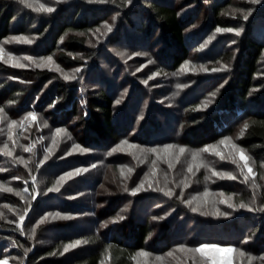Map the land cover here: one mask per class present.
Segmentation results:
<instances>
[{"label":"trees","instance_id":"16d2710c","mask_svg":"<svg viewBox=\"0 0 264 264\" xmlns=\"http://www.w3.org/2000/svg\"><path fill=\"white\" fill-rule=\"evenodd\" d=\"M57 7L53 13H37L17 0H0V41L33 36V49L55 55L67 68L80 69L76 79L69 81L56 70L19 69L0 61V106L13 117L35 111L49 122V129L64 128L70 135L58 154L39 166L40 177L53 183L63 172L89 169L70 178L60 192L41 196L34 203L36 209L66 213L71 219H61L46 229L52 230L55 239L37 247L27 263L102 264L108 259L109 264H136L140 249L165 255L178 244L192 245L205 239L230 243L256 256L264 253V212L241 209L227 218H207L196 215L175 196L153 189L136 196L124 191L125 186L131 189L149 173L153 160L155 167L159 164L161 155L147 150L166 143L199 149L229 136L259 162L264 161V3L136 0V4L120 7L118 0L116 4L65 0ZM248 7L254 8L253 14L243 21L237 10ZM116 12H120V22L117 20L115 33L90 43L89 34ZM135 15L141 19L139 25ZM241 24L245 31L236 37L237 51L227 47L224 43L228 38L219 34H215L211 48L200 50L216 26ZM123 35L128 49L148 54L152 62L145 71L160 73L153 78L155 83L145 84L144 72L133 71L124 57L111 59V47ZM185 60L217 68L227 63L229 69L173 75L179 73ZM178 83L189 86L177 89ZM175 92L179 95L174 96ZM245 122L249 126L240 136ZM38 138L30 140L37 142ZM122 139L136 147L126 144L107 155ZM75 143L90 151L62 155ZM37 145L42 155L46 141ZM92 164L96 167H89ZM17 165H7L0 178L28 172ZM129 168L134 173L126 185L120 175ZM33 171L38 173L35 168ZM22 177L28 179L27 174ZM28 186L34 188L31 183ZM221 188L230 192L233 186L222 184ZM245 193L251 197L250 191ZM4 197L10 203L16 199L13 193ZM260 201L264 204V191ZM117 216L125 218L113 221ZM101 222L107 226L101 227ZM0 226L10 232L0 234V239L14 237V245L22 248L24 241L15 234L16 226L5 221H0ZM246 237H251L247 243ZM76 240L86 243L63 252L66 244Z\"/></svg>","mask_w":264,"mask_h":264},{"label":"rangeland","instance_id":"374dc122","mask_svg":"<svg viewBox=\"0 0 264 264\" xmlns=\"http://www.w3.org/2000/svg\"><path fill=\"white\" fill-rule=\"evenodd\" d=\"M64 1L65 0H63V3H64ZM32 2L35 6H38L39 3H44V4H48L50 6H53L55 8V10H57L59 8V7L56 8V4H57L56 0H32ZM132 4H136V0H133ZM117 20H119V19L113 20L111 18L108 20V23L113 25V30L111 32L112 34H114L116 31ZM134 20H135V23L137 25L140 24L141 19L137 15L134 16ZM119 22H120V20H119ZM261 28H263V26ZM131 30H132V28L130 29V31ZM133 32L137 33L136 30H133ZM93 33H95V34H93ZM108 34L109 33L107 32V29L103 23V24H101L100 28L93 30L91 32V34H89L90 43L96 44L97 42H99V40L104 39ZM219 35L223 36L224 38H228V39H226V42L224 43L225 45L227 44V47H233L235 51L238 50L237 49L238 43H237V39H236L237 36L234 33H219ZM210 36H213V34H210L208 36L207 41H208ZM25 37H27L29 39H33V36L31 37L29 35H27ZM215 37L216 36H214V38ZM8 38H10V37H8ZM214 38L206 45L205 50L207 48L212 47V45H213L212 41L214 40ZM126 39L127 38L124 36L122 38V40H120V42H118V44L111 47V52H112L110 54L111 59H113L114 56L124 57V61L127 64H129V66L133 69V71L138 72V73L144 72L143 76H142L143 81L148 80L149 84L155 83V81H152L153 78L155 77L152 74L157 72V71H153V70L149 71V72L145 71L149 67V65L151 64L149 62L151 60L148 57V54L143 55V53H145V52L142 50L138 51V52H133L132 50L128 49V47L126 46V43H128V41H126ZM2 41H5L4 45H3L4 49H5V53H4L5 58H8V56H7L8 53H12L13 57L17 58V60L20 63L29 64L30 66L27 68L35 69L36 67L34 66V64L31 61H28L27 59H25V57L32 56V57L36 58V62H40V60H39L40 57H45V56L51 55L53 57V61L55 63L51 64L50 67H48V68H39V69L55 70L56 65H59V67L63 73H66L68 75H72L75 77L77 75V72L74 69L67 68V67L63 66L60 62H58L56 60L55 55L47 54L41 49H37V50L33 49L32 48L33 43L28 44L24 41H12L11 43H8V42H6L5 39ZM232 41H235V43L233 44ZM121 42H122V45L120 44ZM119 52H124L125 54L123 56H120L117 54ZM132 53H140V55H132ZM194 59L195 58H193V61H194ZM193 61L188 67L195 68V69H197V71H199L200 65H204L201 63H197V62L193 63ZM8 65L12 66L13 68H19V67L13 66L12 64H8ZM205 66H207V64H205ZM19 69H22V68H19ZM61 71H59V72L61 73ZM197 71H194V72H197ZM145 72H147V73H145ZM179 73H180L179 75H188L189 73H193V72L182 71L180 68ZM156 76H158V75H156ZM149 77H152V78L149 79ZM24 116H25V114L20 116V117H13L5 110V117L6 118L2 123H0V130H2V131H0V147H2L5 142H8L10 148L14 147V152H15L16 156H22L25 159H28L30 156L32 158L31 162L29 163V167L26 168L28 171L25 173V174H27V178H28L27 180H25L24 177H22L23 175H25L23 172H22L23 173L22 176H20L19 174H14L15 176L21 177L20 180H13L12 179L13 175L12 176L7 175V176H5L4 179L0 178V181H4L6 186H10L13 189H24V188L28 189V191L26 193H23V195L25 197L24 199H21L20 196H17L15 194V192H0V212H3V214H4L3 217L0 218V221H5L8 223L14 224L16 226V228L18 229L19 217H18L17 213L18 212L22 213L23 208L25 207L26 203L31 204L28 215L25 217V220L23 222L24 231L21 232V231L16 229L17 233H15L16 235L20 236V238H22L24 241L22 243V245H23L22 248H21V246L17 248V246L14 245V243H15L13 241L14 237L8 236V239L4 240V241L2 239H0V259H3L4 256L7 255L9 257L8 264H28L27 263L28 256L32 252H34V250L37 247H39L40 245H43V244L51 243L53 241V239H55V234L52 233V230L50 231V230H46V229H48V228L50 229V226H54V225H56V223H60V220H61L60 219V220L53 221L51 219V214L58 213L57 211L49 212V211H45V210L36 209L34 207V203L37 200H39L41 196L44 197V196H46V194L51 193V192L47 191V188L52 187L53 183L55 182L54 181L53 183H46V181L48 179L46 177H43V176L40 177L41 176V173H39L40 172L39 171L40 165H38L36 163V161L38 159L42 158L43 154L41 155V153L39 151L40 150L39 148L41 146L40 145L38 146L37 144H39L40 142L43 143L45 140L46 146L51 145L52 135L55 131L51 130V128L49 129V126H48L49 122L44 121L45 118L42 115H39L37 113V119L35 122L23 121V127L17 126L13 129L14 139L17 141L16 146H13L11 144V142L8 141L7 123L9 120H13V119L17 120V121H21ZM41 118L43 120H41ZM41 136L44 138L43 140L40 139ZM31 138L32 139L38 138L40 140V141L36 142L34 154L33 153H26L22 149L23 145L31 144L34 142V140H32V141L30 140ZM69 138H70V135L67 131L62 132L61 134H59L56 137L57 144L54 148V155L58 154V152L60 151L61 144H63L64 141H67ZM220 140H218V141H220ZM218 141L209 143L208 145H215L220 151L227 153L228 149L225 148L224 145L219 144ZM232 141L234 143H236L234 138H232ZM203 149H204V147L199 148V149H188V150L186 148L185 153L183 155H180L178 148L174 147L171 150L173 155L168 156L164 153L163 148H161L162 154H161V158L159 159L160 162L156 167L157 171L154 174L152 173L151 169L148 171L149 174L155 175L157 180H159L158 183L154 182L153 189H155L157 187H161V188H165V189H167V188L173 189V191H174L173 196L180 198L182 201L183 200H191L192 201L191 206L186 204V205L190 206L189 207L190 209L192 206L196 205L197 200L203 201L205 199V197H204L205 188H207L209 191V195L207 197V199L209 201H211L213 199H216V200L221 199L220 193H223L225 198L230 197L231 201L234 203L238 204L241 201H244L245 203H250L251 197H247L245 195L246 194L245 192L250 191L251 195H252L251 180L248 183H245L243 181V177L240 175L236 165L231 164L229 161H221L220 158L218 156H216L214 152H204ZM68 151H71V154H74V153L80 152L81 150L73 149L72 145H71L66 150H63L64 153L68 152ZM194 151L197 152V159L195 161L192 160V155H191L192 152H194ZM245 152L249 156L252 167L257 174L255 177V181H256V184L259 185V187L256 188V198H257V203L261 204L260 196L262 195V192L264 191V161L259 162L249 152H247L246 150H245ZM64 153H62V155H64ZM54 155H52L50 157V159H52L54 157ZM169 161L171 162V165H172L171 167H169ZM202 161H203V163H206L209 167L205 168L203 166H200L197 168L196 165H200ZM11 164L13 166H16L18 163L17 164L13 163L9 157H6L3 154H0V168H4L7 170L8 166ZM189 164L194 165V167H193V172L195 173L194 175L187 171ZM18 165L22 169L25 168L23 164H18ZM29 168L32 169L31 172H29ZM34 168L38 171V173H35L33 171ZM211 168H216L218 171L232 172L234 175H236L238 177V179H236V180H231V179H227V178L220 179L216 176L211 175V171H210ZM123 172L127 173V174H124L123 176L120 175V177L122 178L121 180H125V181H122L121 183L125 182V184L128 185V184H130L129 180L132 178V176H133L132 174L134 172H129L128 169L124 170ZM0 174H4V172H0ZM206 175L210 176V179L205 180ZM32 176L36 177V184L35 185H33V182L31 179ZM158 177H160V179H163L162 180L163 182ZM143 178H144V176L142 177V179ZM21 180H23V181H21ZM51 180H54V179H51ZM68 180L69 179H67V181ZM25 181H27L26 184H25ZM21 182H24V184L22 185ZM66 182L63 184V186L66 184ZM28 183H31L34 186V188H36L40 193L39 195L36 196L35 200H32V198H31V196L34 193H33V189L29 188ZM185 183H187V185H188L187 187H184ZM222 184H225L226 186H228V185L233 186V188L231 190H229L230 192H226L225 190H223L221 188ZM63 186L61 187V189L63 188ZM146 186H147V184L144 185L145 189H147ZM149 190H152V189H149ZM149 190H147V191H149ZM181 192H183L182 196H181ZM6 193L15 194L16 199H14V201L12 203H10L8 200L4 199L5 198L4 196L6 195ZM193 198H196V199H193ZM20 202H21L22 206H20ZM8 206H11V208H9ZM217 207H219L221 211H230L232 213L231 215H233L236 211L241 210V209H236V210L229 209L228 206L225 204H218ZM204 210H207V209L202 205L201 211H204ZM45 213H49L50 215L46 219H44L43 221H40V217L44 216ZM194 213L196 215L205 216V215H202L201 212H194ZM230 216H228V217H230ZM206 217L207 218L208 217L227 218V217L215 216V215H208ZM37 221H40V223H37ZM41 225L44 226V228H42L40 230L39 226H41ZM33 229H35V235L34 236L32 235ZM192 233H194V232H192ZM0 234H1V236H3V235L6 236L5 234H10V232H8L7 230H4V228H2L0 226ZM30 236L32 238H30ZM200 243L222 244V245L225 244V243H220L218 241H212V240H206L205 239V240H203L197 244H192V245L188 244L187 246L188 247H195L196 245H198ZM226 244H228V243H226ZM235 247L237 249H240V247H238V246H235ZM25 249H31V251H29L26 256L24 255ZM73 249H75V248H70L69 250H73ZM243 250L245 253L254 257V259H252V261H251V264H262L261 260L259 259L260 255H257V256L253 255L250 252L246 251L244 248H243ZM220 255L221 256L232 255L233 256V264H241L242 258L237 253L228 254V253L222 252V253H220ZM16 257H21L22 259L18 260V259H16ZM143 259H144L143 257H140V256L137 257L136 264H137V261H140L141 264H143ZM148 261H149V264H203V258L200 257L199 253H191V252H188L187 250L182 251L179 248H175L165 255L151 254L148 257ZM102 264H109V260L105 259V261ZM243 264H249L247 257L243 258Z\"/></svg>","mask_w":264,"mask_h":264},{"label":"snow or ice","instance_id":"6c2138e0","mask_svg":"<svg viewBox=\"0 0 264 264\" xmlns=\"http://www.w3.org/2000/svg\"><path fill=\"white\" fill-rule=\"evenodd\" d=\"M18 4L24 6L27 9H31L34 12L37 13H53L55 11V8L53 6H50L48 4H44V3H39L38 6H35L32 2V0H17ZM63 0H56V3H62ZM89 3L92 2H99V3H113L116 4L117 0H88ZM120 7H127L128 5H131L133 3V0H118ZM249 4L251 5H260L262 3H264V0H248ZM254 11V8L252 7H248V8H240L237 10L238 14L240 15V17L242 18L243 21H248L249 18L252 16ZM120 16V12H116L112 19L116 20L118 17ZM15 19V17H14ZM107 32L111 33L113 30V25L109 24L108 21H104L103 22ZM88 31H92L91 29H89ZM245 31V27L243 26V24H241L240 26L237 27H221V26H216L215 30H214V34L213 36H210L208 41H205L203 44L200 45V50L205 49L206 45L214 38L215 34H219V33H234L236 36H240L241 34H243ZM95 34V33H93ZM83 35V34H82ZM64 37H61V40H63ZM6 42L11 43L12 41H24L28 44L32 43V40L25 37V36H13L10 38H5ZM4 42L5 41H0V61H3L5 64H12L15 67H19V68H27L30 65L29 64H25V63H20L17 58L13 57L12 53H8L7 56L8 58H5V49H4ZM232 43L234 44L235 41H232ZM120 56H123L125 53L124 52H119L117 53ZM132 55H140V53H132ZM143 55H147V53H143ZM25 59H27L28 61H31L34 66L36 68H48L50 67L51 64H54L55 62L53 61V57L51 55L49 56H45V57H40L39 60L40 62H36V58L32 57V56H27L25 57ZM150 63L152 61H149ZM192 62L190 60H185L183 62V64L181 65V70L182 71H188V72H194L197 71V69L195 68H190L188 67ZM229 69V65L227 63H223L221 65V67L217 68V67H207L205 65H200L199 71L202 72H212V73H216V72H221V71H227ZM56 71H61L59 65H56L55 68ZM76 72H79L80 69H75ZM61 74L63 75V78L65 80H74L76 79L75 76L72 75H68L66 73H63L61 71ZM159 72H155L152 75L156 76L159 75ZM180 73H173V75H179ZM152 77H149V79H151ZM12 79H16L15 77H13ZM226 82V81H225ZM145 84L148 83V80L144 81ZM189 85L185 84V83H178L176 85L177 89H185L187 88ZM221 87H223V85H221ZM173 95H179V92H175L173 93ZM9 104H13L15 103L14 101H8ZM82 103H84L82 101ZM116 103H120L119 100L116 101ZM201 107V106H198ZM202 107L206 108L207 105H203ZM85 115H87V113H85ZM5 109L3 106H0V123H2L5 120ZM37 119V113L35 111H28L25 116L22 118L21 121H17V120H9L7 123V128H8V141L11 142V144L13 146H16L17 141L14 139V132L13 129L17 126L23 127V121H30V122H35ZM248 123L245 122L243 125V128L241 129L239 135L243 136L244 135V129L248 128ZM2 131V130H0ZM67 130L64 128H56L55 132L52 135V143L51 145H48L47 147H43V157L38 159L36 161V163L38 165H44L46 161H48L50 159V157L52 155H54V148L57 144L56 141V137L61 134L62 132H66ZM41 140H43L44 138L41 136L40 137ZM219 144L224 145L225 148L228 149L227 153L220 151L215 145H205L203 151L204 152H214L216 156H218L220 158L221 161H229L231 164L236 165L238 168V171L240 173V175L243 177V181L245 183H248L251 180V189H252V195L250 198V203H245L244 201H241L240 203H234L231 201L230 197L229 198H225L223 193H220V197L221 199L216 200L213 199L211 201H209L207 199L208 195H209V191L207 188H205L204 190V197L205 199L203 201L197 200L196 205L191 207V211L192 212H201L202 215L208 216V215H215V216H222V217H228L230 216L232 213L230 211H221L219 207H217L218 204H225L228 206L229 209L232 210H236V209H246L249 211H259V212H264V204H258L257 203V198H256V188L259 187V185L256 184L255 181V177H256V172L254 171L252 164L250 162V158L249 156L246 154L245 150L243 148L240 147V145L234 143L232 141V138L229 136H223L222 139L220 141H218ZM128 145L129 147H136V145H132L129 144V141L127 139H122L119 141L118 144L115 145V147H113L111 149L110 152L107 153V155H112V153L116 152L118 149H121L123 145ZM35 146H36V142L34 141L31 144H25L22 146V149L24 152L26 153H33L34 154V150H35ZM163 148L164 153L168 156H172V149L174 147H177L171 143H166L163 145H158L157 147H153L148 149L147 151L150 153H154L157 157H160L161 152L158 150L159 148ZM73 149H77V150H81L84 152H88L90 151L89 149H83L81 147V145L79 144H73L72 145ZM178 150H179V154L183 155L186 151V146H178ZM143 151V150H142ZM0 154H3L6 157H9L11 159V161L13 163H19V164H23L25 168L29 167V163L31 162V156L28 159H25L22 156H16L15 152H14V147L10 148L8 142H5L3 144L2 147H0ZM71 154V151L65 152L64 156H68ZM192 160L195 161L197 159V152H192ZM178 158V157H177ZM152 173L154 174L157 169L155 167L156 165V161L153 160L152 161ZM171 162L169 161V167H171ZM203 166L205 168H208L209 166L206 163H203V161L201 162L200 165H196V167H200ZM89 167L91 168H95L96 165L92 164ZM193 164H189L188 165V169L187 171L189 173H192L193 175L195 174L193 172ZM88 168H81V167H77L72 169L71 171H66L63 172L60 176H58L55 180V182L53 183L52 187L47 188L48 192H60L61 187L63 186V184L67 181V179L72 178L73 175H81V173H86L88 172ZM6 169L4 168H0V172H5ZM32 169L29 168V172H31ZM129 172L134 171V169L129 168L128 169ZM211 175L216 176L220 179H231V180H236L238 179V177L236 175H234L232 172H225V171H218L216 168H211ZM121 175L123 176L124 173L123 171H121ZM13 180H20L21 177L19 176H12ZM33 185L36 184V177L32 176L31 177ZM210 179V176L206 175L205 176V180ZM147 181V189L144 188L145 182ZM155 183H158V180L156 178L155 175L149 176V173H144V179H141L139 181V183L135 184L134 187H132L131 189H129L127 186H125L124 191L128 192L130 191L131 194L133 196H136L138 193H140L141 191H147L149 189H153V185ZM27 183V181H25V184ZM187 183L184 184V187H187ZM155 191L158 192H162L164 193V195L168 196V197H172L174 195V191L171 188H161V187H157L155 189H153ZM28 191L27 188L24 189H13L10 186H6L4 181H0V192H15V194L17 196H20L21 199H24V195L23 193H26ZM33 195L31 196L32 200L36 199V196L39 195V191L36 188H33ZM183 195V192H181V196ZM196 199V198H193ZM185 204L188 205H192V201L191 200H183L182 201ZM202 205L207 209L204 211H201ZM9 208H11V206H8ZM31 207L30 203H26L25 207L23 208L22 213H17L18 217H19V227L17 230L23 232V222L25 220V217L28 215L29 209ZM3 212H0V218L3 217ZM50 214L49 213H45L44 216L40 217V221H43L44 219H46ZM125 217L124 216H117L115 218H112L113 221L116 220H123ZM51 219L53 221L55 220H60V219H71V216L66 214V213H55V214H51ZM153 219H163V217H154ZM40 221H37V223H40ZM107 223L106 222H101V227H106ZM32 235H35V229H33V233ZM30 238H32L30 236ZM251 237H246L245 238V243L248 242V240H250ZM82 242L86 241H81V240H76L73 243L70 244H66L63 248V252H68L70 248H76L78 245H80ZM19 246V245H18ZM177 248H179L180 250H187L188 252L191 253H199L200 257L203 258V264H233V256L232 255H224L221 256L220 253H237L241 258V264H243V258L247 257L249 264H251L252 259H254V257H252L251 255L247 254L244 252L243 248L237 249L233 244H207V243H200L198 245H196L195 247H188L185 244H178ZM31 251V249H25L24 250V255L26 256L27 253ZM54 254V253H53ZM151 254L146 251L145 249H140L137 253V256L143 257V264H149L148 261V257ZM16 259H22L21 257H16ZM133 259H136V256H133ZM259 259L261 260L262 264H264V253H262L259 257ZM8 260L9 257L7 255L4 256L3 259H0V264H8ZM137 264H141L140 261H137Z\"/></svg>","mask_w":264,"mask_h":264}]
</instances>
